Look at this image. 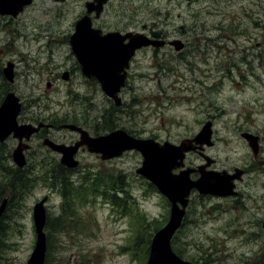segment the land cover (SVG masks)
<instances>
[{"label": "rangeland", "instance_id": "374dc122", "mask_svg": "<svg viewBox=\"0 0 264 264\" xmlns=\"http://www.w3.org/2000/svg\"><path fill=\"white\" fill-rule=\"evenodd\" d=\"M84 2L34 0L17 17L0 15V69L12 62L15 73L14 83L4 74L0 78V106L5 91H13L23 102L20 124L54 125L32 138L23 169L11 157L18 140L11 136L0 143V205L4 198H12L0 226V264L28 263L36 243L33 209L46 196V264H146L152 239L170 220L172 205L138 173L142 155L131 151L102 161L82 150L76 157L80 167L62 176L56 168L61 156L43 146V140L48 137L67 145L79 140L77 132L62 128L69 123L91 136L122 129L136 138L180 145L209 122L213 145L203 153L214 162L207 169L244 171L236 182L238 195L217 197L194 190L184 224L172 239L173 249L195 264H261L264 0H135L139 12L132 30L154 22L152 13L159 11L172 24L171 38L181 39L187 47L139 51L120 93V107L82 74L63 40ZM66 72L68 81L63 79ZM243 133L260 137L257 157ZM207 163L198 153L188 155L186 166L197 168L192 179L200 177L198 168ZM8 174H14V180ZM85 177L88 187L100 181L110 193L107 199L114 197L120 213L127 209L136 216L135 222L120 217L99 196L83 205L84 196L73 189L68 208L75 214L74 226L58 230L57 220L66 206L65 182L77 186ZM113 187L118 193L109 189Z\"/></svg>", "mask_w": 264, "mask_h": 264}, {"label": "water", "instance_id": "95a60500", "mask_svg": "<svg viewBox=\"0 0 264 264\" xmlns=\"http://www.w3.org/2000/svg\"><path fill=\"white\" fill-rule=\"evenodd\" d=\"M33 0H0V14L17 17L24 8L32 4ZM64 1V0H58ZM79 32L72 37L71 46L82 66V73L91 78L95 77L102 84L103 91L115 100L117 106L122 104L118 94L126 84L127 69L136 50L148 45L144 36L135 38L132 45L122 46L115 44L116 34L105 37L92 38ZM85 34V35H84ZM161 33H155L159 37ZM144 40V41H143ZM147 42V43H146ZM176 50H182V41H175ZM6 79L14 82V64L9 62L4 69ZM64 78L69 79L66 73ZM20 98L10 92L6 95L0 106V141L4 142L12 134L20 140V144L13 153V159L20 168L27 165L25 151L30 145L24 140L30 141L34 134L40 132L45 126L39 124H22L18 122V116L22 111ZM212 124L207 123L202 132L194 139H186L181 145L165 142L163 144L154 139H137L124 130L115 131L107 136L93 138L82 128L68 124L66 129L81 133V140L74 146L57 144L50 139L44 140V145L53 151L62 154V163L69 168H77L80 163L75 156L80 148L87 147L90 153L101 155L104 161L121 157L126 151L136 150L143 157V165L138 173L157 186L172 203L171 218L169 223L155 235L147 264H190L182 260L172 248V239L181 228L189 205V197L194 189L201 194L215 196L235 195L236 179H241L243 172L236 170L235 175L226 171L223 173L207 171V167L214 162L206 157L208 163L199 168L201 174L198 180H192L191 174L194 169H182L185 167L187 153L204 150V145L212 146ZM243 137L248 140L254 154L259 152V137L250 133H244ZM182 169L179 173L176 170ZM47 198L36 204L34 219L37 233V241L28 264H45L47 257V235L44 231L47 223L45 202ZM8 200H4L0 207V219L6 211Z\"/></svg>", "mask_w": 264, "mask_h": 264}, {"label": "flooded vegetation", "instance_id": "af4514ba", "mask_svg": "<svg viewBox=\"0 0 264 264\" xmlns=\"http://www.w3.org/2000/svg\"><path fill=\"white\" fill-rule=\"evenodd\" d=\"M134 1L135 0H85L83 11L78 18L75 19L69 36L64 39L65 42H68L72 57L75 58L76 53L70 44L71 39L79 32L82 33L84 31L87 36L92 38H100L109 33H117L118 36L115 40V44L122 46L132 45V40L139 38L140 35H145L149 39L148 48H152L156 52L166 47L174 48L171 42L181 39L171 38L174 32L172 24L169 22L168 18L162 19L161 12L159 11L157 14L152 13L153 19L155 18L154 22L143 23L141 30H132L135 28L136 14L139 12V9L136 10ZM180 30L183 33L186 32L183 26L180 27ZM156 32L162 33L159 38L154 37ZM120 38H124V40ZM186 47L187 45L185 44V48ZM80 67L81 66H79V68ZM76 141L74 143H76ZM82 150L85 149L83 148Z\"/></svg>", "mask_w": 264, "mask_h": 264}, {"label": "trees", "instance_id": "16d2710c", "mask_svg": "<svg viewBox=\"0 0 264 264\" xmlns=\"http://www.w3.org/2000/svg\"><path fill=\"white\" fill-rule=\"evenodd\" d=\"M3 76V71L0 69V78H2ZM6 93L9 92V90L5 91ZM59 172H60V167H56ZM65 170V169H64ZM64 174H62L63 176ZM7 176L11 177L10 179L13 178L14 180V174H8ZM61 176V178H62ZM61 179L60 177H56ZM87 184V185H86ZM73 189H77V192L79 193V195L84 196V204H86L89 200V198L91 196H96L97 194H101V192L104 190V188H102V183L98 180L95 181V185L93 187H88V183H87V177H85L84 181L81 183V185H77L74 186V184L72 182H65V186H64V192H65V200L66 202V206H64V211L62 213V215L58 218V223L56 224V228L59 230L62 225L63 227V231L66 230H70L72 228V226H74V216L75 214H71L69 211V194H71V190ZM112 192L116 193V191H113V188H109ZM115 189V188H114ZM2 192V191H1ZM108 192V191H107ZM110 193H108L109 195ZM112 197V196H111ZM12 200V199H11ZM69 201V202H68ZM77 227V226H75ZM68 233V232H67Z\"/></svg>", "mask_w": 264, "mask_h": 264}]
</instances>
